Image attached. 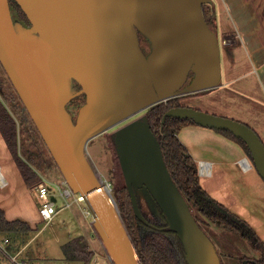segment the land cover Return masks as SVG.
Instances as JSON below:
<instances>
[{
  "label": "water",
  "instance_id": "1",
  "mask_svg": "<svg viewBox=\"0 0 264 264\" xmlns=\"http://www.w3.org/2000/svg\"><path fill=\"white\" fill-rule=\"evenodd\" d=\"M15 1L31 25L14 17L10 0H0V62L115 264H139L87 147L152 105L220 85L222 46L203 11L212 0ZM81 94L86 99L74 118L68 103ZM168 117L232 132L264 179V141L245 122L187 105L169 108L163 122ZM113 141L137 217L147 222L138 195L145 188L182 241L188 264H224L175 183L147 117L116 129Z\"/></svg>",
  "mask_w": 264,
  "mask_h": 264
},
{
  "label": "crops",
  "instance_id": "2",
  "mask_svg": "<svg viewBox=\"0 0 264 264\" xmlns=\"http://www.w3.org/2000/svg\"><path fill=\"white\" fill-rule=\"evenodd\" d=\"M212 2L218 36L222 40L223 80L210 91L225 93L228 103L207 105L194 97H191L194 101L188 98L181 103L232 116L254 128L264 141V0ZM179 138L197 162H211V174L200 175L202 186L213 198L248 221L264 240V179L256 167L247 171L242 168L244 148L216 129L193 123L182 127ZM0 170L6 181L0 184V207L9 220H21L31 227L25 233H0V264H56L55 260L36 256L28 249L42 233L37 187L42 182L49 184L50 180L35 165L38 180L32 184L26 182L1 129ZM84 207L78 202L75 207L60 209L54 218L61 227L65 226V237L58 233L64 263L87 264L80 259H68L64 250L79 237L94 251L89 264H96L101 255L102 240Z\"/></svg>",
  "mask_w": 264,
  "mask_h": 264
},
{
  "label": "trees",
  "instance_id": "3",
  "mask_svg": "<svg viewBox=\"0 0 264 264\" xmlns=\"http://www.w3.org/2000/svg\"><path fill=\"white\" fill-rule=\"evenodd\" d=\"M11 3L16 11L14 17L28 20L19 4L15 0H11ZM212 5L213 2L204 3L203 11L210 26L217 31L216 17ZM140 37L149 48L150 44L145 36L140 33ZM76 87H80V85L77 83ZM192 94L189 93L161 101L149 107L144 115L147 117L153 132L161 143L164 158L175 183L188 201L201 227L205 230V224L212 223L239 235L260 253V256L255 258H248L244 255L241 257L242 262L247 260L248 264H264V240L248 221L213 198L202 186L198 162L194 159L188 147L179 138V132L184 125L197 123L190 119L176 117H168L163 122V115L169 108L181 106V100ZM81 98L84 99L81 96L77 97V101ZM0 129L26 182L32 184L38 180V173L27 162V159L20 154L17 122L11 114L10 109L1 99ZM216 130L238 142L244 148L246 155L251 157V152L244 140L228 130ZM114 197L118 203L120 216L126 231L136 251L139 264H188L182 241L175 231L167 229L168 223L166 218L155 201L153 215L143 210L147 219V222H145L139 219L135 213L126 181L124 185L114 191ZM30 230V225L24 221L9 220L6 217L5 211L0 207V233H25ZM68 246L74 248L73 253H68ZM64 250L67 253L68 259H80L87 264L91 262L94 256V251L83 237L74 239V242L65 246Z\"/></svg>",
  "mask_w": 264,
  "mask_h": 264
},
{
  "label": "rangeland",
  "instance_id": "4",
  "mask_svg": "<svg viewBox=\"0 0 264 264\" xmlns=\"http://www.w3.org/2000/svg\"><path fill=\"white\" fill-rule=\"evenodd\" d=\"M220 41L222 44L221 36ZM143 45L144 47L149 49L144 40ZM222 80L223 79L221 78V82ZM212 89L214 90V88H211L208 90L198 91L196 93H193L192 95L186 96L183 98V102L186 101L188 98L194 97V99H200L201 101H204V103L207 102L205 103L207 105L212 104L216 106V104H218L219 106H222L228 103L225 100V93H221V91H210ZM0 99L10 109L11 114L14 116L17 122L18 138L20 142V154L25 159H27V162L33 168H35L36 165V167H38L43 172V175L47 178V180H50L49 185L51 188H53V191L58 194V196H55V199L57 201L58 206L61 207L63 204H65V201L63 197L59 196V193L61 189L66 187L63 182H66V179L63 176L61 169L53 158L49 148L47 147L43 137L38 131L33 119L31 118L28 110L26 109L23 101L21 100L17 90L15 89L1 62ZM83 102L84 99L81 98L77 102H75V104H72L73 110L76 112L78 107ZM144 113L145 111H142L141 113L134 115L128 120L118 125H115L114 127H111L106 132L94 137L88 144V159L94 166L95 170L97 171L98 175L103 180V182L109 188H111L113 195L114 191L125 183V178L121 168L119 156L117 154L116 146L113 141V134L116 129L126 124L127 122L139 116H142ZM227 117L233 118L232 116L228 115ZM138 195L143 210L149 213L150 215H153L155 211V205L151 200L147 190L145 188H138ZM77 203L78 202L75 201V205H72L71 207H75ZM80 203L81 205L85 206L84 208L87 211H89L85 201H80ZM195 212L199 214L197 211ZM89 215L93 219L92 214L90 213ZM40 228L42 229L40 237L38 239L33 240V243L28 247L32 254L42 258L45 257L49 258L50 260H55L56 264H73V262L66 261V263H64L61 260L63 249L60 245L61 240L58 241V233L60 236L65 237V226L62 225L61 227V224H58V219H54L49 223H47L46 221H42L40 224ZM204 228L206 233L212 238V240L217 245V248L220 251L221 258L224 264H246L245 262L247 260H244L242 262V256L245 255L248 258H255L260 256V253L256 251L248 241H246L239 235H236L212 223L205 224ZM125 236L126 238L128 237L126 233ZM0 238H2V236H0ZM127 240L135 255V249L132 247L130 240L128 238ZM67 249L68 253L70 254L74 252V248L72 246H68ZM100 252L101 255L99 257V260L95 262L96 264H115L103 241Z\"/></svg>",
  "mask_w": 264,
  "mask_h": 264
},
{
  "label": "built area",
  "instance_id": "5",
  "mask_svg": "<svg viewBox=\"0 0 264 264\" xmlns=\"http://www.w3.org/2000/svg\"><path fill=\"white\" fill-rule=\"evenodd\" d=\"M240 164L245 171L255 167L252 158L248 155H245L243 158H241ZM198 168L200 175H210L212 172L211 162L207 160H199ZM0 173H2L1 170ZM0 184H5V182H1L0 179ZM64 184L66 185V187L61 189L59 193V196L63 197L65 201V204H63L61 207L58 206L57 201L55 199V196H58V194L53 191V189L49 186L48 183L42 182L38 185L37 195L40 201L39 213L41 215L42 221H46L47 223H49L54 220L60 209L62 210L65 208H70L75 201H83L82 196L75 193L65 181ZM88 213L90 212L88 211ZM5 241L9 242V239H6Z\"/></svg>",
  "mask_w": 264,
  "mask_h": 264
},
{
  "label": "flooded vegetation",
  "instance_id": "6",
  "mask_svg": "<svg viewBox=\"0 0 264 264\" xmlns=\"http://www.w3.org/2000/svg\"><path fill=\"white\" fill-rule=\"evenodd\" d=\"M10 5H11V9H12L13 15H15L16 11H15V8L13 7L12 3H11V0H10ZM17 16H18V15H17ZM20 19H21V18H20ZM27 19H28V18H27ZM21 21H22L24 24L31 25L29 19H28V20H26V19H21ZM140 39H141V37H140ZM141 45H142V47H143V50H144L146 53H148L149 50H150V46H149V49H147L146 47H144V45H143V39H141ZM76 85H77V83H76ZM77 89H80V87H77ZM79 96L84 97V99H86L85 94H81V95H79ZM79 96H76L75 98H73V99L68 103V108H69V110L73 113L74 118H76L80 106L78 107L77 111L75 112V111L73 110V108H72V104H75V102H77V97H79ZM182 96H183V95H182ZM84 102H85V100H84ZM146 110H147V109H146ZM146 110H144V111H146Z\"/></svg>",
  "mask_w": 264,
  "mask_h": 264
},
{
  "label": "bare ground",
  "instance_id": "7",
  "mask_svg": "<svg viewBox=\"0 0 264 264\" xmlns=\"http://www.w3.org/2000/svg\"><path fill=\"white\" fill-rule=\"evenodd\" d=\"M0 179H1V182H3V183L6 182L4 177L2 176V173H0Z\"/></svg>",
  "mask_w": 264,
  "mask_h": 264
}]
</instances>
